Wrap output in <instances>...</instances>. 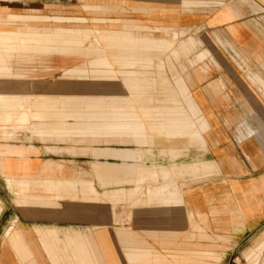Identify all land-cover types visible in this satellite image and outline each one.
Segmentation results:
<instances>
[{
  "label": "crops",
  "instance_id": "crops-1",
  "mask_svg": "<svg viewBox=\"0 0 264 264\" xmlns=\"http://www.w3.org/2000/svg\"><path fill=\"white\" fill-rule=\"evenodd\" d=\"M201 1L153 0L147 8L148 20L158 24L154 31L172 40L122 29H95L90 39L82 29L55 28L52 33L85 36L55 41L35 28L0 29V264H264V0ZM22 5L0 0V24L43 18L7 11ZM195 25L208 36L199 39L186 75L174 78L186 109L135 108L137 92L146 90L139 88L116 111L52 112V104L84 101L45 99L34 95L37 86L23 94L25 83H4L25 77L12 66L29 60L30 52L70 54L86 41L95 46L87 55H103L70 70L71 77L106 75V52L119 66L149 68L148 49L170 50L174 58L188 54L190 38L180 42V52L171 48ZM33 96L43 112L22 110ZM47 116L57 121L46 123ZM67 117L74 123H65ZM10 123L38 136L96 139L89 140L88 156L59 154L53 143L3 127ZM151 133L190 140L149 142ZM101 136L125 147L108 141L97 147Z\"/></svg>",
  "mask_w": 264,
  "mask_h": 264
},
{
  "label": "rangeland",
  "instance_id": "rangeland-1",
  "mask_svg": "<svg viewBox=\"0 0 264 264\" xmlns=\"http://www.w3.org/2000/svg\"><path fill=\"white\" fill-rule=\"evenodd\" d=\"M22 6H14L7 10L10 13L21 15V16H36L43 17L38 20L16 19L13 22H7V24H0V29H30L35 28L37 32L41 33H52L55 28L63 29H82L85 34H89L90 39H95L97 34L95 29L103 30H121L124 32L133 33L135 36H152L155 39H166L172 40L170 33H164L161 31H154L155 26L158 24L151 23L148 19V7H151L153 0H19ZM189 4H205L203 1H192ZM26 5V6H25ZM154 5V4H153ZM195 8V7H194ZM192 8L193 10L199 11L200 8ZM4 12V11H0ZM7 13V12H6ZM1 18V17H0ZM130 20H137L142 23L139 26H123V24H130ZM125 22V23H124ZM202 25H195L188 28L187 31L180 35L177 39H174L171 49L181 50L180 42H187L189 38L194 42L193 49L188 54H183L180 51L179 57L174 58L169 56L170 50L165 52L162 49H148L153 57V65L151 67H139V66H119L111 58L110 54L106 52L104 56L108 58L110 66L106 75L101 73H95L91 75L88 80H81L77 77H71L69 75L70 70L75 69L77 66H88V62L98 61L103 54L98 53L97 55H87L86 48H95L94 44L90 41L85 42V46L78 48H72L70 54L66 53H52V54H32L30 52V59L21 61L13 64V70L22 72L25 77L22 79H8L6 78L4 83H25L26 90H19L20 93H29L28 86H37L39 89L34 92V95H42L45 99L60 101L75 97L73 100L76 103L83 104H69V103H55L50 106L53 108L52 112H70L78 109H86L89 107L93 109L106 108L108 111H116L123 109L127 104V99H135L136 96L132 95L130 91L133 89H146L138 91V99L141 103L133 104L135 108H161V107H183L187 108L186 100L183 95L176 88L175 79L177 77L183 78L187 71L192 66L190 60L195 53L201 50L200 38L202 35H207L206 30H203ZM85 30H89L86 32ZM82 32V33H84ZM84 34H76L73 32L67 33H52L49 35V40L63 41V40H74L83 36ZM208 36V35H207ZM3 39V38H2ZM143 50V49H142ZM107 51V50H106ZM111 53L112 50H109ZM168 57V59H167ZM190 58V60H189ZM161 61L163 64L158 68V64ZM97 66H92L96 69ZM99 70L102 68L98 67ZM138 70L142 71L139 76ZM146 72V73H145ZM162 77H160V74ZM4 81V80H3ZM71 85L73 84V90H47L40 88L51 85ZM111 84L115 85V90H111L109 87ZM171 90V91H170ZM34 97L30 98L29 104H24L22 110L24 111H44V106H33ZM77 98V99H76ZM42 99V98H41ZM39 99V101H41ZM149 99L152 101L149 102ZM38 100V99H37ZM170 100V101H169ZM171 100L176 101L178 104H172ZM85 101H89V104ZM100 102V103H99ZM126 102V104L124 103ZM99 103V104H98ZM127 110V107H126ZM46 112V111H45ZM49 113V111H48ZM47 113V114H48ZM46 123L54 124L57 119L56 117H46L44 120ZM65 123L72 124L75 119L67 117L63 119ZM4 128L11 127V132H16L17 135H25L30 133L34 140L43 142L53 143L54 147L57 148V153L77 155L80 154L82 157L88 156V150L90 147L89 140H92V144L96 138L91 135L75 136L69 135L66 137H47L38 136L32 132V129H21L15 128L13 124L9 126H3ZM5 132V131H3ZM151 139L153 140H190L188 136H180L173 139H167L165 136L151 133ZM107 136H101L99 140H96L97 147L102 146L101 142H111L110 147L122 148L125 147L123 144L116 143L113 138ZM56 150V149H55Z\"/></svg>",
  "mask_w": 264,
  "mask_h": 264
}]
</instances>
